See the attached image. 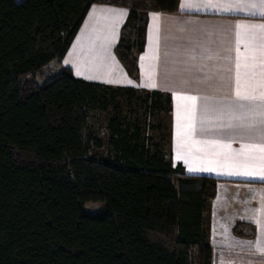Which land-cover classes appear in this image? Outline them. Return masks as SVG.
Listing matches in <instances>:
<instances>
[{"label":"trees","instance_id":"trees-1","mask_svg":"<svg viewBox=\"0 0 264 264\" xmlns=\"http://www.w3.org/2000/svg\"><path fill=\"white\" fill-rule=\"evenodd\" d=\"M102 1L0 0V264H212L216 178L173 165L139 117L111 116L108 156H90L103 142L88 112L133 91L76 78L64 65L90 5ZM108 1L130 6L115 53L137 78L139 11L175 13L179 0ZM139 103L153 115L171 110L159 91ZM233 232L250 237L255 228L237 223Z\"/></svg>","mask_w":264,"mask_h":264},{"label":"crops","instance_id":"crops-1","mask_svg":"<svg viewBox=\"0 0 264 264\" xmlns=\"http://www.w3.org/2000/svg\"><path fill=\"white\" fill-rule=\"evenodd\" d=\"M259 0H179L175 13L139 11L144 15V47L137 55L139 76L132 78L115 53L121 28L130 15V6L108 0L92 3L63 58L74 77L113 87L131 88L126 93L137 103L153 91L171 97L168 116V150L173 165L180 163L187 175L216 178L215 196L209 205L208 237L212 264H264L256 241L264 236V179L228 175L232 164L227 154L242 145L260 144V117L248 129V120L235 119L249 109L259 112V101L236 97V60L243 64L249 55L245 43L237 45L238 24H264L256 9L239 7ZM227 9V10H226ZM126 15L119 16V12ZM143 13V14H142ZM154 16L158 19H154ZM259 41V29H253ZM238 49V51H237ZM251 64V61H248ZM241 73L245 69L241 67ZM248 91L259 92L260 68H250ZM247 77L242 75L241 82ZM153 85H155L153 87ZM241 92L245 87H241ZM122 93V92H121ZM138 93H143L138 97ZM137 94V95H136ZM195 96V102L186 97ZM239 105H244L240 108ZM124 120H132L122 118ZM134 119V118H133ZM231 125V127H229ZM230 145V149L224 147ZM249 170L260 171L264 161L259 152L248 153ZM179 156V158H178ZM214 171H189V168ZM261 221L258 225L255 221ZM237 223L253 225V236L233 232ZM249 229V228H245Z\"/></svg>","mask_w":264,"mask_h":264},{"label":"snow or ice","instance_id":"snow-or-ice-1","mask_svg":"<svg viewBox=\"0 0 264 264\" xmlns=\"http://www.w3.org/2000/svg\"><path fill=\"white\" fill-rule=\"evenodd\" d=\"M244 8L249 9H256V12H253V15H259L261 17H264V0H259V2H251L247 3L241 7H239L238 10L243 11ZM227 10V9H226ZM119 16L126 15V12H119ZM154 19H158V17L154 16ZM237 45H239L241 42L245 43V49L249 52V55L244 57V63H241V58L238 55L236 60V97L239 100L243 101H259L260 105L259 107L261 110L259 112L255 111V109H249L247 113H242L239 117H234L235 119H242V120H248V124H241L240 127H245L248 129H252L255 127V124L252 123L256 119L257 116L260 117L259 124V135L262 141H264V24L259 25H245V24H238L237 26ZM253 29H259L260 36L259 41L257 42L256 33L254 31H251ZM238 51V49H237ZM248 61H251V64L248 63ZM257 63L259 64L260 72V81L258 84L259 92L257 93L255 88H252L251 91H248L247 89L251 87L249 84V79L254 78L256 76L255 72H250V68H255ZM241 67L245 69L244 73H241ZM242 75L244 77H247L248 79H245L242 85L241 77ZM155 85H153L154 87ZM245 87V91L241 92V87ZM186 99H189L193 102L196 101L195 96L186 97ZM240 108H243L244 105H239ZM231 127V125H229ZM224 147L230 149V145H224ZM250 152H259L260 156L258 157L259 160L264 161V142L260 144H250V145H242L239 152H236L234 154H227L225 156V159L227 161H230L232 164V171H229L228 175H238V176H256L260 179H264V165H262L260 171H252L249 170V165L246 163V161L250 159H256V157H251L248 155ZM179 158V156H178ZM213 168H189V171H214ZM261 211H264L262 209ZM258 225L261 224V221L257 220L255 221ZM261 231L264 232V226L261 227ZM256 250L264 255V236L259 238L256 241Z\"/></svg>","mask_w":264,"mask_h":264},{"label":"rangeland","instance_id":"rangeland-1","mask_svg":"<svg viewBox=\"0 0 264 264\" xmlns=\"http://www.w3.org/2000/svg\"><path fill=\"white\" fill-rule=\"evenodd\" d=\"M143 14V13H142ZM144 15H141L143 19ZM51 68H55V65H50ZM137 95V94H136ZM139 98L143 96V93H138ZM117 103L110 102L108 106L104 108H94L88 112L89 124L93 133L99 137L102 142V147H93L90 150V156L103 159L108 156L107 139L109 136L107 123L111 116L118 115L121 118L133 119L139 117L144 123V132L146 136L159 140L162 142L163 147L168 152V116L167 113L161 114H149L144 112L143 106L137 103L136 98L128 96L122 92L117 96ZM161 124V128L156 126ZM156 127V128H155ZM85 207L90 210H98L101 207L100 203L87 201Z\"/></svg>","mask_w":264,"mask_h":264}]
</instances>
